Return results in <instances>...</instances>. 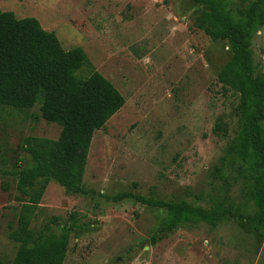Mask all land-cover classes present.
Instances as JSON below:
<instances>
[{"label": "rangeland", "instance_id": "rangeland-1", "mask_svg": "<svg viewBox=\"0 0 264 264\" xmlns=\"http://www.w3.org/2000/svg\"><path fill=\"white\" fill-rule=\"evenodd\" d=\"M232 1L239 22L248 2ZM200 8L191 0H0L1 11L36 18L64 49L81 47L125 99L93 133L82 178L87 193L41 180L33 186L43 188L35 204L16 187V171L31 164L24 143L31 136L56 139L60 127L39 116L38 104L0 106L2 260L15 254L10 234L29 204L33 229L48 222L58 235L64 224L78 226L63 264H264V239L241 217L257 210L255 180L239 164L219 161L239 130V94L217 79L231 51L226 39L195 27ZM250 50L254 76H264V24ZM89 72L83 67L79 74ZM122 192L221 205L233 215L180 225L152 243L165 210L132 196L106 199Z\"/></svg>", "mask_w": 264, "mask_h": 264}, {"label": "trees", "instance_id": "trees-1", "mask_svg": "<svg viewBox=\"0 0 264 264\" xmlns=\"http://www.w3.org/2000/svg\"><path fill=\"white\" fill-rule=\"evenodd\" d=\"M191 1L201 6L194 18L195 27L212 40L226 39L231 51L217 79L239 94V130L219 161L239 164L254 178L257 210L241 217L264 239V76H254L250 50L252 34L264 24V1L246 0L244 17L239 22L234 21L229 10L232 0ZM83 67L90 69L86 76L79 74ZM124 102L123 95L93 68L81 47L64 49L56 35L45 30L36 18H17L11 11L0 10V106L29 109L38 104L39 116L60 127L56 139L31 136L25 140L31 164L18 169L15 175L17 190L27 196L26 202H38L43 188L33 186L41 180H52L69 194L87 193L82 178L93 133ZM213 169L221 172L216 165ZM125 196L165 210L164 219L151 236L152 243L180 225H212L233 215L225 206L204 207L184 199L167 201L128 192L106 199L116 202ZM30 207L22 206L25 216L10 234L18 243L12 260L0 258V264H63L76 223L60 226L58 235L51 234L48 222L33 229L27 217Z\"/></svg>", "mask_w": 264, "mask_h": 264}]
</instances>
